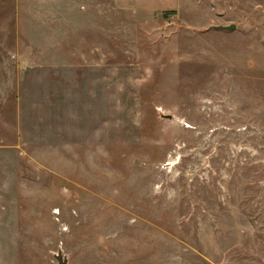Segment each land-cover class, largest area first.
<instances>
[{
	"label": "rangeland",
	"instance_id": "rangeland-1",
	"mask_svg": "<svg viewBox=\"0 0 264 264\" xmlns=\"http://www.w3.org/2000/svg\"><path fill=\"white\" fill-rule=\"evenodd\" d=\"M58 252L264 264V0H0V264Z\"/></svg>",
	"mask_w": 264,
	"mask_h": 264
},
{
	"label": "water",
	"instance_id": "water-1",
	"mask_svg": "<svg viewBox=\"0 0 264 264\" xmlns=\"http://www.w3.org/2000/svg\"><path fill=\"white\" fill-rule=\"evenodd\" d=\"M235 23H229V24H219L218 28H222V29H233L235 27ZM169 115V114H168ZM55 257L58 261V264H65L66 263V258H62V254L60 252L55 253Z\"/></svg>",
	"mask_w": 264,
	"mask_h": 264
},
{
	"label": "trees",
	"instance_id": "trees-1",
	"mask_svg": "<svg viewBox=\"0 0 264 264\" xmlns=\"http://www.w3.org/2000/svg\"><path fill=\"white\" fill-rule=\"evenodd\" d=\"M170 12H174V10L164 11L163 14H167V13H170Z\"/></svg>",
	"mask_w": 264,
	"mask_h": 264
}]
</instances>
